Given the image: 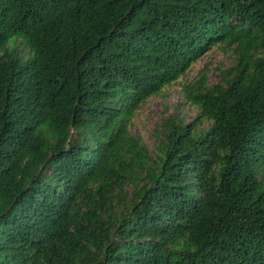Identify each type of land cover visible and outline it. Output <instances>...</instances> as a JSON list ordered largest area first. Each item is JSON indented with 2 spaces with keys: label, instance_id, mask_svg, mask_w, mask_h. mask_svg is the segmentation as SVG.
<instances>
[{
  "label": "trees",
  "instance_id": "obj_1",
  "mask_svg": "<svg viewBox=\"0 0 264 264\" xmlns=\"http://www.w3.org/2000/svg\"><path fill=\"white\" fill-rule=\"evenodd\" d=\"M0 264H264V0H0Z\"/></svg>",
  "mask_w": 264,
  "mask_h": 264
},
{
  "label": "rangeland",
  "instance_id": "obj_2",
  "mask_svg": "<svg viewBox=\"0 0 264 264\" xmlns=\"http://www.w3.org/2000/svg\"><path fill=\"white\" fill-rule=\"evenodd\" d=\"M19 43L15 40L12 45L19 48L20 55L27 56V51L22 50ZM232 64L233 59L229 54L214 47L194 62L183 76L163 87L157 95L148 98L141 105L131 119L129 132L140 138V143L146 148L149 158L154 159L158 154L156 139L164 121L177 117L188 124L196 117V110L182 99V86L194 81L199 72L205 73L207 84H215L218 82L217 70H225ZM206 127L207 123H203L201 129Z\"/></svg>",
  "mask_w": 264,
  "mask_h": 264
}]
</instances>
